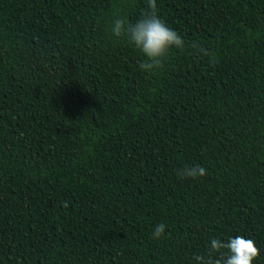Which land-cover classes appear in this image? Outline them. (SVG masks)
<instances>
[{
    "label": "trees",
    "instance_id": "trees-1",
    "mask_svg": "<svg viewBox=\"0 0 264 264\" xmlns=\"http://www.w3.org/2000/svg\"><path fill=\"white\" fill-rule=\"evenodd\" d=\"M146 5L0 0V264H195L237 235L264 264V0H156L186 50L151 75L110 34Z\"/></svg>",
    "mask_w": 264,
    "mask_h": 264
},
{
    "label": "clouds",
    "instance_id": "clouds-1",
    "mask_svg": "<svg viewBox=\"0 0 264 264\" xmlns=\"http://www.w3.org/2000/svg\"><path fill=\"white\" fill-rule=\"evenodd\" d=\"M110 34L117 40H124L139 53L138 69L145 74H155L164 69L166 61L173 50L185 51L186 44L182 37L166 24L158 15L156 0H147L141 17L135 22L125 18H115L110 26ZM194 59H206L210 65L218 62L199 41H192L188 53ZM178 179L197 180L207 175V169L200 165L185 166L176 170ZM166 225L157 224L152 238L161 239ZM260 255V249L252 239L237 235L229 237L226 242L213 238L206 254L194 256L195 264H253Z\"/></svg>",
    "mask_w": 264,
    "mask_h": 264
}]
</instances>
